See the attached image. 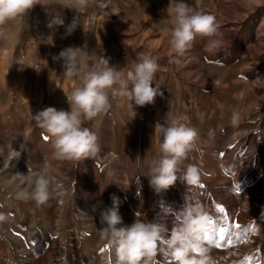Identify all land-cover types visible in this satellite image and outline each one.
I'll list each match as a JSON object with an SVG mask.
<instances>
[{
	"label": "rangeland",
	"instance_id": "rangeland-1",
	"mask_svg": "<svg viewBox=\"0 0 264 264\" xmlns=\"http://www.w3.org/2000/svg\"><path fill=\"white\" fill-rule=\"evenodd\" d=\"M186 2L215 17L211 39L220 42L218 51L197 35L184 55L174 53L165 11L170 0H90L83 11L67 9L63 0H39L19 26H0L8 34L0 37V264H115L99 223L113 195L123 220L117 227L156 222L165 240L184 208L199 205L208 239L204 231L189 261L264 264V0ZM70 47L81 66L73 78L53 59ZM149 53L159 65L153 86L163 96L137 107L133 118L128 101L109 93L108 113L85 121L100 138L99 153L56 159L53 139L32 115L46 107L69 110L67 97L102 56L126 76ZM173 118L197 137L176 183L157 193L146 178L160 156L155 125ZM12 149L20 153L15 159ZM189 168L196 169L195 183L184 178ZM45 171L52 178L49 198L19 197ZM219 229L225 235L217 239ZM149 264L180 262L158 243Z\"/></svg>",
	"mask_w": 264,
	"mask_h": 264
},
{
	"label": "clouds",
	"instance_id": "clouds-1",
	"mask_svg": "<svg viewBox=\"0 0 264 264\" xmlns=\"http://www.w3.org/2000/svg\"><path fill=\"white\" fill-rule=\"evenodd\" d=\"M63 3L67 9L83 11L89 7L90 0H63ZM38 4L39 0H0V26L9 23L19 26ZM165 11L172 19L168 43L177 56L184 55L197 35L210 38L206 45L209 50L220 49V42L211 39L217 32L215 17L193 8L186 0H170ZM74 23L68 28L69 34L75 28ZM7 35L0 27V37L7 38ZM76 49L66 48L53 57L54 60L63 61V74L67 78L76 77L81 71ZM158 68L157 58L149 53L143 55L124 76L102 56L93 70L84 72L82 86L74 88L67 97L69 110L46 107L32 115L35 125L53 139L54 157L60 160L95 157L101 148L100 138L85 126V121H94L108 113L111 108L109 93L128 101L133 118L137 115V107L154 104L157 96H163L161 88L153 86ZM236 121L234 114L232 123ZM155 131L161 137L160 156L151 162L146 178L150 187L159 193L176 183L179 165L192 148L197 132L178 118L171 119L168 124L157 123ZM19 154L12 149L9 158L15 159ZM34 175L36 179L32 192L22 191L18 195L24 199L31 196L38 203H43L49 198L52 178L46 171ZM184 178L189 183H195L198 179L196 169L189 168ZM111 200L112 206L101 210L99 223L102 226L101 237L107 239L114 249L115 264H149L156 255L158 243L167 244L175 259L182 264L189 261L190 247L201 239L206 228V216L199 205L184 208L182 221L167 240L162 235L164 227L156 222L146 223L136 219L131 225L117 227L123 224L119 213L120 200L115 195Z\"/></svg>",
	"mask_w": 264,
	"mask_h": 264
},
{
	"label": "snow or ice",
	"instance_id": "snow-or-ice-1",
	"mask_svg": "<svg viewBox=\"0 0 264 264\" xmlns=\"http://www.w3.org/2000/svg\"><path fill=\"white\" fill-rule=\"evenodd\" d=\"M45 139H47L45 137ZM208 219V218H206ZM209 223H212L211 220L208 221ZM225 235V230L224 229H219L218 230V234H217V239L221 238L222 236ZM204 239L207 240L208 239V233H207V230H205V235H204ZM229 241L231 240L230 237H228ZM217 247H219L220 245H216ZM201 251H204V250H201ZM182 264H205V262L201 261V262H192V261H183Z\"/></svg>",
	"mask_w": 264,
	"mask_h": 264
},
{
	"label": "bare ground",
	"instance_id": "bare-ground-1",
	"mask_svg": "<svg viewBox=\"0 0 264 264\" xmlns=\"http://www.w3.org/2000/svg\"><path fill=\"white\" fill-rule=\"evenodd\" d=\"M98 2H100V1H98ZM164 203H165V204H169V202H168L167 200H166V201L164 200Z\"/></svg>",
	"mask_w": 264,
	"mask_h": 264
}]
</instances>
